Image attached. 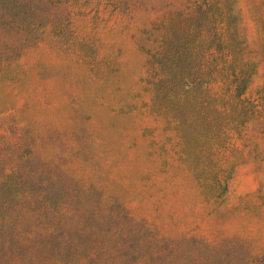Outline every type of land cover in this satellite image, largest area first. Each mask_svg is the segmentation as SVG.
Instances as JSON below:
<instances>
[{
	"label": "trees",
	"instance_id": "16d2710c",
	"mask_svg": "<svg viewBox=\"0 0 264 264\" xmlns=\"http://www.w3.org/2000/svg\"><path fill=\"white\" fill-rule=\"evenodd\" d=\"M239 1L186 0L165 11L155 33L139 27L140 35L132 36L153 109L170 114L184 155L205 161L212 176L210 188L162 207L159 219L114 190L67 188L64 180L79 178L62 163L66 157L39 156L36 123L2 106L29 68L28 54L87 43L91 26L124 23L149 2L0 0V264H226L234 243L242 248V264H264L249 226L262 195L244 193L242 203H228L225 181L233 164L222 165L229 131L237 133L257 113L244 94L257 69L264 70V54L246 53ZM189 56L182 74L181 58ZM176 107L185 111L179 115ZM205 137L209 144L201 148ZM73 148L78 152L81 144ZM236 219L241 230H227Z\"/></svg>",
	"mask_w": 264,
	"mask_h": 264
},
{
	"label": "rangeland",
	"instance_id": "374dc122",
	"mask_svg": "<svg viewBox=\"0 0 264 264\" xmlns=\"http://www.w3.org/2000/svg\"><path fill=\"white\" fill-rule=\"evenodd\" d=\"M146 1L149 6L136 10L124 23L91 26L86 32L87 43L56 49L42 46L28 54L29 68L19 73L14 96H6L2 106L18 108V120L36 123L32 128L38 132L39 156L66 157L62 163L79 178V183L64 180L67 188L95 184L114 190L124 202L161 219L162 207L193 200L194 189L210 188L212 176L204 169L205 161L192 152L184 155L170 114L153 109L151 89L141 79V53L132 37L140 35L136 32L139 27L155 33L159 28L156 22L165 11L186 0ZM239 3L246 53L258 59L264 54V0ZM151 19L154 23H147ZM191 59L181 58L182 74ZM244 96L257 103V113L237 133L229 131L222 165L233 164L225 181L228 203H242L238 196L244 193L257 191L262 195L261 199L253 196L247 200L254 198L261 204L257 220L249 226L264 250L262 68L257 69ZM183 111L185 107H176L179 115ZM80 144V150L75 151L73 147ZM208 144L206 137L200 141L201 148ZM61 152L64 156L58 155ZM238 221H232L227 230L240 231ZM229 252L232 257L226 264L243 263L238 244H232Z\"/></svg>",
	"mask_w": 264,
	"mask_h": 264
}]
</instances>
